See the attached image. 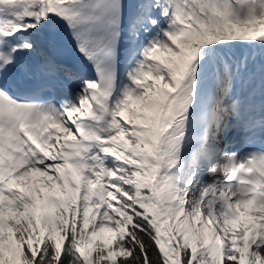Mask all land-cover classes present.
Listing matches in <instances>:
<instances>
[{
    "label": "snow or ice",
    "instance_id": "1",
    "mask_svg": "<svg viewBox=\"0 0 264 264\" xmlns=\"http://www.w3.org/2000/svg\"><path fill=\"white\" fill-rule=\"evenodd\" d=\"M0 264H264V0H0Z\"/></svg>",
    "mask_w": 264,
    "mask_h": 264
}]
</instances>
